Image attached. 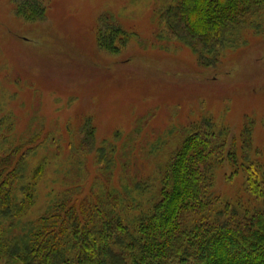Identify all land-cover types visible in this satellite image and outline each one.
Returning <instances> with one entry per match:
<instances>
[{
	"label": "trees",
	"instance_id": "1",
	"mask_svg": "<svg viewBox=\"0 0 264 264\" xmlns=\"http://www.w3.org/2000/svg\"><path fill=\"white\" fill-rule=\"evenodd\" d=\"M16 1V12L25 20L44 17L40 0ZM156 16L200 65L214 66L238 33L259 30L264 0H162ZM124 37L109 15L100 18L99 48L118 51ZM4 124L2 264H264V164L250 159V124L240 134V164L234 146L228 147L227 130L202 120L145 178L135 155L139 131L130 134L118 156L114 144L96 147L95 129L86 121L70 143L62 189L35 217L37 184L48 160L43 157L33 171L28 163L41 134L18 138L12 121ZM89 154L94 157L91 178ZM226 162L232 175L243 172L244 190L254 202L249 207L213 194L214 176Z\"/></svg>",
	"mask_w": 264,
	"mask_h": 264
},
{
	"label": "rangeland",
	"instance_id": "2",
	"mask_svg": "<svg viewBox=\"0 0 264 264\" xmlns=\"http://www.w3.org/2000/svg\"><path fill=\"white\" fill-rule=\"evenodd\" d=\"M40 3L45 15L32 21L17 14L16 0H0V129L8 119L18 138L41 134L30 171L43 157L48 160L33 217L62 189L70 143L86 121L95 129L96 147L114 144L118 156L130 134L139 131L135 155L145 178L202 120L227 130L238 164L240 134L250 124V159L264 164V16L258 31L243 29L216 65L206 66L159 25L162 0ZM104 15L125 33L118 51L98 47ZM93 158L86 157L90 178ZM244 187L243 172L232 175L226 162L214 176L212 192L249 207L254 202Z\"/></svg>",
	"mask_w": 264,
	"mask_h": 264
}]
</instances>
